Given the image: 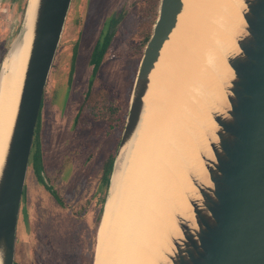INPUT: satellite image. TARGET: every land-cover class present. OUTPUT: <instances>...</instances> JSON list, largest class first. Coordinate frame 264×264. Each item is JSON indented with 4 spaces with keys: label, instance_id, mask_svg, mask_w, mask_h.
<instances>
[{
    "label": "water",
    "instance_id": "obj_1",
    "mask_svg": "<svg viewBox=\"0 0 264 264\" xmlns=\"http://www.w3.org/2000/svg\"><path fill=\"white\" fill-rule=\"evenodd\" d=\"M70 3L36 0L30 49L0 168L1 264L14 263L34 127ZM183 6V0H159L113 158L102 213L113 176L124 164L117 163L120 149L139 124L149 74ZM241 12L235 50L226 56L231 68L224 85L226 100L210 111L214 126L208 136L209 151H199L205 172L187 173L191 188L182 187L181 199L168 194V224L159 235L156 264H264V0H243Z\"/></svg>",
    "mask_w": 264,
    "mask_h": 264
},
{
    "label": "bare ground",
    "instance_id": "obj_2",
    "mask_svg": "<svg viewBox=\"0 0 264 264\" xmlns=\"http://www.w3.org/2000/svg\"><path fill=\"white\" fill-rule=\"evenodd\" d=\"M176 26L149 74L139 124L121 147L96 237L93 264H156L167 226L168 194L191 188L187 173H204L210 111L224 102L242 24L243 0H183ZM36 0L0 66V168L32 39ZM191 69L190 73L188 72ZM184 188V187H183ZM188 188V189H189ZM1 264V261H0Z\"/></svg>",
    "mask_w": 264,
    "mask_h": 264
},
{
    "label": "rangeland",
    "instance_id": "obj_3",
    "mask_svg": "<svg viewBox=\"0 0 264 264\" xmlns=\"http://www.w3.org/2000/svg\"><path fill=\"white\" fill-rule=\"evenodd\" d=\"M26 1L0 0V66L11 43L21 30ZM158 4L159 0H126L120 17L112 24L113 37L104 59L107 62L101 65L92 78L91 93L83 100L81 93L78 96L77 76L73 77V74L77 69V63L82 62L88 55V51H83L84 45L93 43L103 20L108 17L109 3L104 0H71L53 59L54 64L50 68L51 74L49 71L43 91L45 97L38 137L43 160L47 159L45 166L50 170L52 162L48 156L53 145L50 144L52 136L47 124L52 121L50 110L52 108L57 120H61L57 149L62 154L72 134L71 118L74 112L69 102L72 95L73 102L78 103L73 147L78 143V137L85 139L84 145L87 144L85 153L75 155L74 159L76 193L83 194L86 186L84 175L87 171L89 180L95 182L103 159L112 152L116 154L139 61L152 33ZM112 9L109 11L112 12ZM73 55H75L74 59ZM72 62H74L73 74L70 73ZM190 71L191 69L188 72ZM88 154H90L89 169L88 165H83L85 162L83 158L86 159ZM107 190L108 184L105 198ZM23 198L24 196H21V201ZM53 205L48 203L43 205L44 210L39 209L37 197H33L26 204L22 203V216L24 212L26 213L24 229L22 233L17 232L16 229L17 238L22 234L21 241L24 244L18 247L22 255V264H82L85 262L84 249L89 253L88 257H85L86 264H93L96 241L90 242L87 239L81 243L82 233L79 228L81 224L76 221L72 229V222L68 217L70 222L67 221L66 233L61 234L62 230L58 229V225L56 227L54 225V220L60 219L61 215L55 212ZM98 224L97 232L100 225ZM58 235H65L61 237L64 240L58 238ZM86 237H88L87 233ZM16 256L14 260L18 259L17 252Z\"/></svg>",
    "mask_w": 264,
    "mask_h": 264
},
{
    "label": "flooded vegetation",
    "instance_id": "obj_4",
    "mask_svg": "<svg viewBox=\"0 0 264 264\" xmlns=\"http://www.w3.org/2000/svg\"><path fill=\"white\" fill-rule=\"evenodd\" d=\"M104 2H108L109 5L107 7V18L103 20L102 25L98 31V35L93 41V43L87 46L84 45L83 51H88V55L84 60L77 63V69L74 73V67L72 62V67L70 68V73L77 76L76 85L78 96L81 93L83 100L88 98L91 93V81L92 78L97 74L99 68L103 63L106 64L107 60L105 59V53L107 48L109 47L110 41L113 37L112 24L116 22V19L120 17L123 7L125 6L126 0H104ZM113 8V9H112ZM112 9V12L109 10ZM75 55H73V59ZM105 61V62H104ZM53 62L51 67L53 66ZM51 74V71H50ZM85 81V82H84ZM49 82V79H48ZM69 87V86H68ZM69 88H68V96H69ZM45 94L43 92L39 112L37 115L34 133L32 138V144L30 148L27 171L22 191V196L24 198L20 202L18 220H17V232H23L24 219L26 217V213L24 212L22 216V203L26 204L33 197H37V205L40 208H43V205L46 204H54L53 207L56 213L61 215L60 219L57 218L54 220V225H58V229H61V234L66 233V225L67 221L71 220V227L74 228V223L77 221L79 224V228L81 229V243L86 241L87 239L91 242V240H95V235L97 232V224L100 222L101 213L105 201V191L108 184V178L106 174V158L103 159L100 171L98 173V177L95 182L89 180V173L84 175L85 188L84 192L75 191L74 186V178H75V165L74 159L75 155H82L86 151L85 139L82 137H78V143L75 147H73V143L75 140V122L77 118V107L78 103L73 102L72 95L69 98V102L71 103V109L74 114L71 118L72 123V134L69 137V140L66 143L65 151L60 154L57 149V143L60 136L61 130V120H57L54 115V111L51 108L50 113L52 114L51 122L47 123L50 127V136L52 139L50 144L52 145L51 153L48 158L52 162V167L50 170L45 166V161L42 157L40 140H39V126H40V118L41 112L43 110ZM81 145V147H80ZM96 146L94 147V149ZM94 152V150L92 151ZM91 154V152H89ZM86 156L85 162L80 163L82 165H88V169L90 168V159ZM49 197V198H48ZM52 200V201H50ZM24 210V209H23ZM44 210V208H43ZM63 214V215H62ZM70 219H68V218ZM99 225V224H98ZM22 227V228H21ZM54 227V228H55ZM70 227V229H71ZM86 233L88 237H86ZM18 233L15 235V248H14V258H16V252L18 253V259L14 260L13 264H22L21 262V251H19L18 247H22L24 244L22 243V234ZM59 236L58 238L64 240ZM18 243V246H17ZM83 245V244H82ZM85 246V245H84ZM86 248V247H85ZM84 261L82 264H86V258L89 253L84 249Z\"/></svg>",
    "mask_w": 264,
    "mask_h": 264
},
{
    "label": "trees",
    "instance_id": "obj_5",
    "mask_svg": "<svg viewBox=\"0 0 264 264\" xmlns=\"http://www.w3.org/2000/svg\"><path fill=\"white\" fill-rule=\"evenodd\" d=\"M113 158H114V153L112 152L108 155V157L106 159V174H107L108 181H109V175H110V171H111Z\"/></svg>",
    "mask_w": 264,
    "mask_h": 264
}]
</instances>
